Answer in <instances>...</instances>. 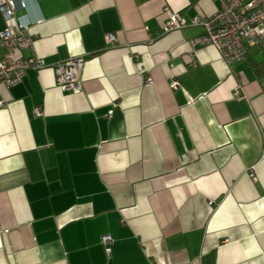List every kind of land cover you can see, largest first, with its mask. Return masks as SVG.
Segmentation results:
<instances>
[{
    "label": "crops",
    "instance_id": "crops-1",
    "mask_svg": "<svg viewBox=\"0 0 264 264\" xmlns=\"http://www.w3.org/2000/svg\"><path fill=\"white\" fill-rule=\"evenodd\" d=\"M19 1L44 67L0 86V264H264V57L191 44L219 0Z\"/></svg>",
    "mask_w": 264,
    "mask_h": 264
},
{
    "label": "built area",
    "instance_id": "built-area-1",
    "mask_svg": "<svg viewBox=\"0 0 264 264\" xmlns=\"http://www.w3.org/2000/svg\"><path fill=\"white\" fill-rule=\"evenodd\" d=\"M219 8L209 18L194 17L191 26L203 27V34L193 38V47H214L227 65L242 60L250 50L264 57V0H219ZM23 1L0 0V12L5 20V27L0 31V86L6 88L20 83L25 73L30 70H40L44 62L37 56L23 57L24 50L33 49V38L30 33L31 23L26 14L18 15V8L25 9ZM186 26V22L177 14H168L163 25L164 32L179 30ZM106 39L113 44L115 38L108 34ZM84 63L83 58H73L54 67L56 83L61 90L78 93L82 89L79 72ZM264 87V74L260 79ZM152 80L146 76L145 86H150ZM179 87L178 80L170 79V88ZM240 98L242 88L237 85L233 94ZM3 102L0 101V106ZM40 116L41 108L35 109ZM111 114V112H109ZM262 158H264V131L262 132ZM210 204H212L210 202ZM112 238L110 235L101 237V243L106 255L111 252Z\"/></svg>",
    "mask_w": 264,
    "mask_h": 264
}]
</instances>
